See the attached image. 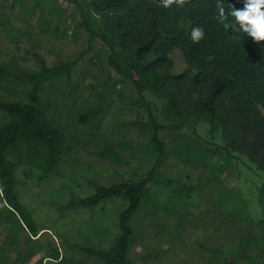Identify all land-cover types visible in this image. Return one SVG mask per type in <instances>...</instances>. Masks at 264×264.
<instances>
[{
    "label": "rangeland",
    "instance_id": "1",
    "mask_svg": "<svg viewBox=\"0 0 264 264\" xmlns=\"http://www.w3.org/2000/svg\"><path fill=\"white\" fill-rule=\"evenodd\" d=\"M104 24L90 0H0V60L10 72L0 82V102L29 101L35 83L26 76L44 61L74 63L70 73L63 70L39 86L41 108L65 135L62 163L46 172L35 149L22 146L12 154L20 199L41 236L31 238L0 196V264H104L85 249L118 244L128 201H79L99 185L142 180L158 157L149 125L153 114L165 118L166 99L137 91L125 74L126 53L118 46L113 54L101 36ZM175 62L176 72L184 69L181 53ZM91 109L96 115L81 119ZM8 117L0 110V125ZM248 134L238 156L227 160L201 155L202 143L187 132L161 131L166 154L160 172L172 182L151 185L133 216L130 264H264V168L258 161L264 150L250 160L247 152L259 139ZM248 234L258 241L246 250L241 240Z\"/></svg>",
    "mask_w": 264,
    "mask_h": 264
},
{
    "label": "trees",
    "instance_id": "2",
    "mask_svg": "<svg viewBox=\"0 0 264 264\" xmlns=\"http://www.w3.org/2000/svg\"><path fill=\"white\" fill-rule=\"evenodd\" d=\"M90 1L105 21L101 36L113 54L118 46L126 53L129 67L125 74L137 91L166 99L165 118L153 114L149 125L158 157L148 176L139 181L99 185L93 195L78 203L92 206L110 197L128 201L120 215L122 236L118 244L111 250H85L104 264H130L128 254L135 236L133 216L150 195L151 185L167 186L172 182L160 172L166 154L161 131L187 132L202 143L205 150H201V155L221 154L227 160L238 156L239 146H245L244 139L250 132L257 136L259 143L254 144L255 150L247 152L249 159L256 160L257 153L264 150V41L256 42L247 34L225 28L217 19V0H184L182 5L173 0L167 6L164 0ZM223 6L227 12L232 7H243V3L223 0ZM195 27L204 30L199 41L191 36ZM177 53L185 60L184 69L178 72ZM111 58L113 66L123 72L121 62L113 55ZM73 64L49 66L44 61L40 71L26 76L35 83L29 101L0 102V110L9 116L0 125V196L7 211L19 217L31 238L41 234L30 210L20 199L12 154L22 146L35 149L34 154L37 152L44 159L46 172L54 171L62 163L65 135L41 108L39 86L63 70L70 73ZM9 76L8 68L0 60V82ZM94 115L96 112L91 109L81 119L87 121ZM203 127L219 141L204 137L199 130ZM259 157L261 160H257L264 168V157ZM16 159L20 161L21 157ZM241 241L247 250L258 237L248 234Z\"/></svg>",
    "mask_w": 264,
    "mask_h": 264
},
{
    "label": "clouds",
    "instance_id": "3",
    "mask_svg": "<svg viewBox=\"0 0 264 264\" xmlns=\"http://www.w3.org/2000/svg\"><path fill=\"white\" fill-rule=\"evenodd\" d=\"M183 4L184 0H175ZM165 5H170L173 0H164ZM243 7H232L227 12L223 6V0H217L219 15L217 19L225 28L231 27L235 31L254 38L256 42L264 41V0H242ZM232 17V20L228 18ZM204 35L201 27L192 29V39L199 41Z\"/></svg>",
    "mask_w": 264,
    "mask_h": 264
}]
</instances>
